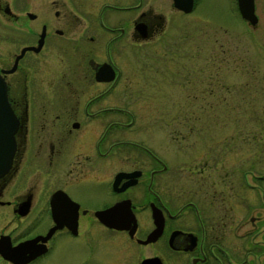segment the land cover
<instances>
[{
	"label": "flooded vegetation",
	"instance_id": "af4514ba",
	"mask_svg": "<svg viewBox=\"0 0 264 264\" xmlns=\"http://www.w3.org/2000/svg\"><path fill=\"white\" fill-rule=\"evenodd\" d=\"M195 3L185 12L174 0H0V21L11 44L18 42L0 65L13 66L0 74L17 121L11 161L0 175V242L35 239L33 252L44 250L22 264L43 258L60 238L91 242L95 226L135 243L137 264L143 258L264 264V216L251 213L264 214V206L250 205L251 192L233 182L215 155L207 164L206 154L220 143L208 150L185 145L176 152L185 170L182 162L169 169L157 145L132 128L124 101L115 99L125 96L127 59L172 34L175 14L184 17ZM226 150L237 159L239 150ZM252 152L242 153L249 158ZM119 201L134 215L131 235L94 214ZM153 229L155 239L142 242Z\"/></svg>",
	"mask_w": 264,
	"mask_h": 264
},
{
	"label": "rangeland",
	"instance_id": "374dc122",
	"mask_svg": "<svg viewBox=\"0 0 264 264\" xmlns=\"http://www.w3.org/2000/svg\"><path fill=\"white\" fill-rule=\"evenodd\" d=\"M254 13L257 21L250 25L239 16L234 0H196L189 14H175L172 34L144 44L140 58L127 59L125 96L115 99L124 101L133 113L132 128L157 145L169 169L184 161L176 152L185 145L204 144L208 150L220 143L222 148L206 154L207 164L215 155L233 182L251 192L250 205L264 206L263 0H254ZM6 29L0 21V65L10 61L18 47ZM249 147L253 152L247 158ZM229 148L239 150L237 159L228 154ZM184 166L182 162L181 170ZM254 209L251 213L263 220L264 214ZM248 226L245 222L243 230ZM92 238L79 243L60 238L34 264H137L135 243L120 233L95 226ZM141 251L149 253L147 248ZM0 264L5 263L0 259Z\"/></svg>",
	"mask_w": 264,
	"mask_h": 264
},
{
	"label": "water",
	"instance_id": "95a60500",
	"mask_svg": "<svg viewBox=\"0 0 264 264\" xmlns=\"http://www.w3.org/2000/svg\"><path fill=\"white\" fill-rule=\"evenodd\" d=\"M176 8L183 11H189L191 9L192 0H174ZM236 5L240 16L245 19L250 25L255 24L256 16L253 12L252 0H236ZM24 48L20 50V53L16 56L17 59L23 52ZM13 69V66L9 69H1L0 71L7 72ZM16 118L6 99V85L3 77L0 74V175H2L9 167L11 156L14 149L13 133L16 129ZM53 200V199H52ZM96 218L102 222L105 226L115 229H129L131 235L134 224V215L128 206L127 202L119 201L105 209L96 210L94 212ZM53 220L55 221V213L52 209ZM153 220L155 222V214L152 213ZM56 227V222L49 228V230L42 235V239H45L49 235L50 231ZM157 232L155 229L151 230L142 240V242H148L155 239ZM35 239L23 241L11 246L9 242H0V255L12 261L15 264H22L35 255L44 251L42 248L34 250ZM26 253H30L26 255ZM139 264H159L156 259L143 258Z\"/></svg>",
	"mask_w": 264,
	"mask_h": 264
}]
</instances>
